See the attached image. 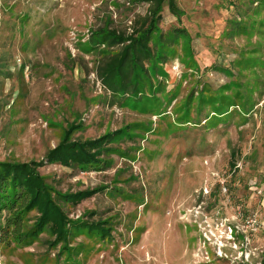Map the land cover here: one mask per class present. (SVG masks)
I'll use <instances>...</instances> for the list:
<instances>
[{"label":"rangeland","instance_id":"1","mask_svg":"<svg viewBox=\"0 0 264 264\" xmlns=\"http://www.w3.org/2000/svg\"><path fill=\"white\" fill-rule=\"evenodd\" d=\"M177 3L183 17L165 5L161 28L190 41L172 49L153 99L121 107L98 79L104 47L89 48L94 32L128 29L147 5L0 0V161L43 162L72 127L81 140L140 134L114 145L104 171L40 169L62 192L104 187L64 208L110 223V236L82 231L60 251L44 233L27 248L0 245V264H264V0ZM225 86L235 105L218 117Z\"/></svg>","mask_w":264,"mask_h":264},{"label":"trees","instance_id":"2","mask_svg":"<svg viewBox=\"0 0 264 264\" xmlns=\"http://www.w3.org/2000/svg\"><path fill=\"white\" fill-rule=\"evenodd\" d=\"M133 3L147 5L146 13L135 16L126 30L113 29L110 24L94 32L89 48L98 51L99 47H104L98 53L104 54L97 68L98 79L110 92L112 105L121 107L132 99L135 102L146 96L153 99L155 87L159 86L156 77L167 76L164 65L168 63L172 49L182 41H190L186 29L175 28L165 34L161 28L165 5L178 21L183 17L184 12L177 0H133ZM220 71L233 75L226 68H220ZM226 87L213 98L217 104L214 113L218 117L228 114L235 105L225 94ZM185 117L190 120L189 113ZM205 120L208 123L212 118ZM72 129L74 127L46 154L43 162L0 161V245L27 248L42 234L49 233L53 239L51 245L62 251L68 250L71 237L82 231L103 238L111 235L110 223L73 220L64 208L78 206L103 191L104 187L62 192L47 181L40 169L46 165H59L81 173L104 171L113 165L109 160L111 155L120 153L114 145L125 140L135 141L140 137L139 131L129 126L97 139L81 140L72 138ZM235 165L232 162V166ZM30 222H33L32 226L28 227Z\"/></svg>","mask_w":264,"mask_h":264},{"label":"built area","instance_id":"3","mask_svg":"<svg viewBox=\"0 0 264 264\" xmlns=\"http://www.w3.org/2000/svg\"><path fill=\"white\" fill-rule=\"evenodd\" d=\"M173 71L177 73V72H179V71H180V68H179V67H176V66H174V67H173Z\"/></svg>","mask_w":264,"mask_h":264}]
</instances>
